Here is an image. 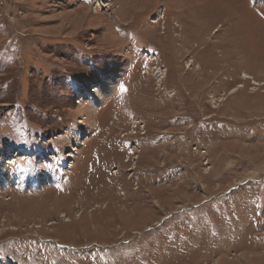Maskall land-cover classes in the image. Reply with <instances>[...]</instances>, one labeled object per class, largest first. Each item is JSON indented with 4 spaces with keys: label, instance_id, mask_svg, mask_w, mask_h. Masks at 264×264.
<instances>
[{
    "label": "rangeland",
    "instance_id": "rangeland-1",
    "mask_svg": "<svg viewBox=\"0 0 264 264\" xmlns=\"http://www.w3.org/2000/svg\"><path fill=\"white\" fill-rule=\"evenodd\" d=\"M0 264H264V0H0Z\"/></svg>",
    "mask_w": 264,
    "mask_h": 264
},
{
    "label": "bare ground",
    "instance_id": "bare-ground-1",
    "mask_svg": "<svg viewBox=\"0 0 264 264\" xmlns=\"http://www.w3.org/2000/svg\"><path fill=\"white\" fill-rule=\"evenodd\" d=\"M99 6H101V3H99ZM244 77H245V76H244ZM248 78H249V77H248ZM256 85H258V84H256ZM101 89H102V90H100V91H101V93H103V88L101 87ZM100 91L96 90V91L93 92V94L96 95V96H97V95L99 96ZM235 92H236V90H235ZM90 93H91V92H90ZM88 96H89V95H88ZM91 96H92V95H91ZM69 157H71V156H69ZM13 160H14V162L12 161V162H10L9 164L12 165V164H14V163L17 162V161H15V158H14ZM117 172H118V171H117ZM64 218H65V217H64Z\"/></svg>",
    "mask_w": 264,
    "mask_h": 264
}]
</instances>
